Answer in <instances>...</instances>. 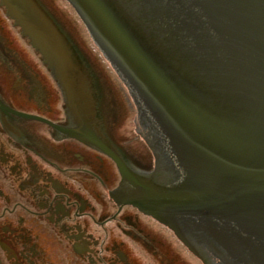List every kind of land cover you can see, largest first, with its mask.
<instances>
[{
    "label": "water",
    "instance_id": "95a60500",
    "mask_svg": "<svg viewBox=\"0 0 264 264\" xmlns=\"http://www.w3.org/2000/svg\"><path fill=\"white\" fill-rule=\"evenodd\" d=\"M67 1L166 164L159 179L141 178L107 151L133 188L131 203L202 260L186 232L220 264H264V0ZM3 3L52 71H83L37 2Z\"/></svg>",
    "mask_w": 264,
    "mask_h": 264
},
{
    "label": "flooded vegetation",
    "instance_id": "af4514ba",
    "mask_svg": "<svg viewBox=\"0 0 264 264\" xmlns=\"http://www.w3.org/2000/svg\"><path fill=\"white\" fill-rule=\"evenodd\" d=\"M111 89L108 133L148 170ZM48 122L72 126L56 81L0 6V264H196L170 231L110 196L120 176L109 158Z\"/></svg>",
    "mask_w": 264,
    "mask_h": 264
},
{
    "label": "rangeland",
    "instance_id": "374dc122",
    "mask_svg": "<svg viewBox=\"0 0 264 264\" xmlns=\"http://www.w3.org/2000/svg\"><path fill=\"white\" fill-rule=\"evenodd\" d=\"M61 1L63 3H61L60 8L65 10L66 14L71 17V20L76 25L77 29L79 30V33H81V35L84 37L86 47L89 49V51H92V49L95 47L93 46L91 40L89 39L88 34H87L86 29L84 28L83 24L81 23V21L79 20V18L77 17L75 12L73 11V9L64 0H61ZM93 53L95 54L96 61L101 66L102 71H111V69L108 67V65L104 62L100 53L96 50H94ZM115 84H117V86H118V84L120 85L118 80H115ZM118 88L120 89V86H118ZM121 97H123L128 103V101H129L128 95H127V93H125V91H124V93L121 92ZM132 112L134 114V111H132Z\"/></svg>",
    "mask_w": 264,
    "mask_h": 264
}]
</instances>
